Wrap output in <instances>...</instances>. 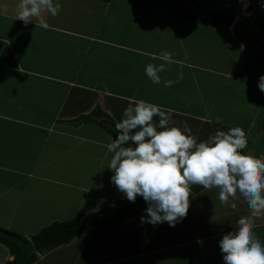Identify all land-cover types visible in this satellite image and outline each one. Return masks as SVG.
I'll list each match as a JSON object with an SVG mask.
<instances>
[{"label":"crops","instance_id":"0c3cea01","mask_svg":"<svg viewBox=\"0 0 264 264\" xmlns=\"http://www.w3.org/2000/svg\"><path fill=\"white\" fill-rule=\"evenodd\" d=\"M195 1L215 13L231 8L240 21L227 28L192 21L168 0H59L57 16L42 12L25 25L17 19L20 0H0V228L31 242L53 222L126 199L107 168L113 137L98 123L104 117L76 123L95 109L116 124L130 102L143 99L173 110L176 125L186 121L200 140L239 126L247 148L255 143L245 154L264 161L261 0ZM163 50L176 63L153 84L145 66L160 64ZM181 71L179 83L164 86ZM189 201L174 227L142 225L139 213L43 254L34 250L30 264H224L218 241L249 210L242 199L235 209L221 204L216 189L202 188ZM254 232L264 243V216ZM13 260L0 242V264Z\"/></svg>","mask_w":264,"mask_h":264},{"label":"clouds","instance_id":"9594fccd","mask_svg":"<svg viewBox=\"0 0 264 264\" xmlns=\"http://www.w3.org/2000/svg\"><path fill=\"white\" fill-rule=\"evenodd\" d=\"M260 6L264 8V0ZM60 10L59 0H20L17 19L27 25L42 12L55 17ZM40 27L52 29L48 23ZM158 58L160 64L145 66L153 84H160V73L176 63L167 50ZM182 79L181 71L176 80L163 83L172 87ZM257 86L264 93V74ZM115 129L117 134L107 145L112 154L107 167L113 172L110 179L129 202L135 203L137 197L146 202L142 225L167 222L174 227L188 214L193 186L216 189L221 204L235 209L233 201L242 199L249 210L218 241L224 264H264V243L254 232L256 219L264 216V161L244 153L248 147L244 129H217L200 140L186 121L176 125L173 110L143 99L129 103Z\"/></svg>","mask_w":264,"mask_h":264},{"label":"trees","instance_id":"16d2710c","mask_svg":"<svg viewBox=\"0 0 264 264\" xmlns=\"http://www.w3.org/2000/svg\"><path fill=\"white\" fill-rule=\"evenodd\" d=\"M173 9L183 17L190 19L192 21L196 22H202V23H208L213 24L216 26H219L217 23L213 21H208L201 19L199 17H196L189 12H187L183 5L179 2V0H168ZM189 4H191L196 10L200 11L203 14L211 15L214 17L220 16L225 12L232 11L231 8H226L222 12L215 13L208 10H204L195 0H187ZM92 117H98L103 118L98 123L101 125V127L112 137L116 136V129H115V123L108 118L105 114H103L99 109H95L90 116H81L79 119L76 120V123L86 122V121H94ZM203 187L196 185L193 186L191 189V195L195 192L199 191ZM190 195V196H191ZM142 197H137V200L141 199ZM136 200V201H137ZM131 203L127 199L122 200L115 205L98 210L93 213L89 214H76L70 219L61 221V222H53L45 227H43L39 232H37L35 235L31 237V243L34 247V250L39 252L40 254H43L47 252L48 250H51L55 247L67 244L70 242L73 238L76 236H79L81 234H87V233H94L101 230H104L106 228H109L115 224H118L120 222H123L127 217L136 215L139 213H143V210L147 207L146 202L141 204L139 207H137L134 210L131 211H118L121 207L124 205ZM0 230L6 231L2 228ZM10 234H13L23 241H27L25 238L16 235L12 232L6 231ZM0 242L4 244L9 252L14 256V260L11 262H8L7 264H12L15 260H17L21 255V249L20 247L14 243L13 241L0 236ZM37 259V256L35 252H33L24 262L23 264H30L31 262L35 261Z\"/></svg>","mask_w":264,"mask_h":264},{"label":"water","instance_id":"95a60500","mask_svg":"<svg viewBox=\"0 0 264 264\" xmlns=\"http://www.w3.org/2000/svg\"><path fill=\"white\" fill-rule=\"evenodd\" d=\"M185 9L187 12H189L190 14H192L196 17H199L201 19L208 20V21H213V22L217 23L218 25L225 27V28L230 27L234 23V21L236 20L235 14L231 11L225 12L220 16L214 17L211 15L201 13L200 11L196 10L189 3H186ZM143 203H145V201L143 200V198H141V199L137 200L135 203L131 202V203L124 205L118 211H120V212L131 211V210L136 209L137 207H139ZM0 236H3L5 238L13 241L21 249L20 257L17 260H15L12 264H23V262L34 252V247H33L32 243L29 241H23L19 237L15 236L13 234H10L6 231H3V230H0Z\"/></svg>","mask_w":264,"mask_h":264},{"label":"rangeland","instance_id":"374dc122","mask_svg":"<svg viewBox=\"0 0 264 264\" xmlns=\"http://www.w3.org/2000/svg\"><path fill=\"white\" fill-rule=\"evenodd\" d=\"M184 7V9H185V6H183ZM186 10V9H185ZM243 12V11H242ZM242 12H240V11H238V13L236 12V15H237V17L239 16L240 17V14H242L243 15V13ZM237 21H240L239 19H236ZM236 20L234 21V22H236ZM244 23H246V20L245 19H243L242 20V22H239L238 24H237V27H239V25L241 26V25H243ZM247 26H249L250 27V23L248 22L247 23ZM243 42L245 41V42H247V43H250V44H255L254 42H251V41H249L246 37H242L241 36V38H240ZM256 42V44H260V42L259 41H255ZM246 43V44H247ZM249 45V44H248ZM254 47H257V46H254ZM262 48V46L260 45V49ZM264 48V47H263ZM261 51V50H260ZM264 52V51H263ZM215 57V56H214ZM237 95H236V93H234V94H227V97H229V99L231 100V101H236L237 103L239 102V100H240V98H238V97H236ZM227 97H225V98H227ZM226 104H230V106H232V105H234L235 106V104H231V103H229L228 102V100H227V102H226ZM219 106L220 105H218L217 106V109H220L219 108ZM252 143V142H251ZM257 143H256V147H257ZM255 143H253L252 145H251V148H246V149H244L243 151H244V153H249L250 151L252 152L254 149H255ZM115 188V187H114ZM115 193V192H114Z\"/></svg>","mask_w":264,"mask_h":264}]
</instances>
